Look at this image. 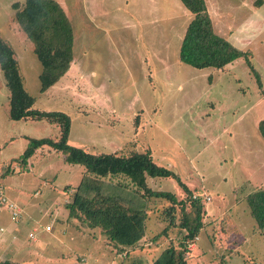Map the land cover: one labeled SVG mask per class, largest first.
Returning <instances> with one entry per match:
<instances>
[{"label": "rangeland", "instance_id": "obj_1", "mask_svg": "<svg viewBox=\"0 0 264 264\" xmlns=\"http://www.w3.org/2000/svg\"><path fill=\"white\" fill-rule=\"evenodd\" d=\"M23 1L0 0V37L15 53L33 108L66 114L68 145L88 154L149 153L201 201L203 227L186 246L187 264H264V229H257L246 200L264 189L258 131L264 118V0H204L213 32L246 52L251 63L249 68L238 59L222 70L178 60L191 19L180 0H56L72 27V63L44 93L33 44L11 8ZM8 96L0 71V172L22 154L27 137L59 138L56 125L10 120ZM14 170L0 179V225L13 226L10 241L0 238L3 259L13 255L1 252L12 241L11 249H22L12 258L20 264H151L169 243L179 242L176 230L158 237L166 227L161 203L148 212L145 238L117 254L101 231L69 218L64 189L78 185L82 166L65 163L45 146L26 169ZM179 182L147 179L151 190L186 200ZM3 199L20 210L18 224Z\"/></svg>", "mask_w": 264, "mask_h": 264}, {"label": "trees", "instance_id": "obj_2", "mask_svg": "<svg viewBox=\"0 0 264 264\" xmlns=\"http://www.w3.org/2000/svg\"><path fill=\"white\" fill-rule=\"evenodd\" d=\"M180 1L191 16L179 47L180 62L198 70H222L242 59L251 68L246 52L213 32L204 0ZM11 8L17 25L33 44V53L41 66L38 76L40 92L44 93L66 74L72 63L70 21L56 0H24L14 3ZM0 71L9 93V119L16 122L44 121L56 125L59 131L56 141L27 137L25 150L5 164L0 179L13 176L15 165L21 170L26 169L31 157L47 146L61 153L65 163L84 168L78 185L64 189L70 200L66 204L69 218L74 217L88 230L98 229L107 240L115 243L117 254H124L145 238L151 207L163 203L160 222L166 227L158 237L166 236L169 229L176 230L179 242L177 245L169 243L151 264H187L186 246L197 238L203 227L201 201L192 199L190 190L172 172L156 165L149 153L92 155L68 145L70 118L64 113L33 108L34 99L23 87L15 53L1 37ZM258 131L264 139V118L258 123ZM108 177H120L122 181H107ZM148 178L174 179L179 182L186 200L178 199L173 193L151 190L147 185ZM246 200L257 229L263 230L264 189L248 195ZM0 264L20 263L7 260L0 261Z\"/></svg>", "mask_w": 264, "mask_h": 264}, {"label": "crops", "instance_id": "obj_3", "mask_svg": "<svg viewBox=\"0 0 264 264\" xmlns=\"http://www.w3.org/2000/svg\"><path fill=\"white\" fill-rule=\"evenodd\" d=\"M8 216H9V213H8ZM10 218V217H9ZM15 225V224H14ZM0 226H3L4 228L3 229H5L4 230V233L2 234V235H0V238L1 237H4L7 241H10V236L12 235V225L10 224V222L8 223V224H6V225H0ZM28 227V226H27ZM11 230V233H8L9 231ZM14 230H15V228H14ZM6 231V232H5ZM38 233H40V235H42V230L41 229H38ZM11 240H12V238H11ZM36 242H37V240H36ZM9 243V242H8ZM11 243H12V241L9 243V245H4L3 247H2V249H1V252H6V251H11L12 252V254L13 255H11V257H10V255H9V257L7 258V259H3V255L0 253V261H7V260H13L12 258H13V256L15 255V252H19V250H22L21 248H19V247H15V248H12L13 250H15V251H12V249H11V247H10V245H11ZM30 252V251H29Z\"/></svg>", "mask_w": 264, "mask_h": 264}, {"label": "built area", "instance_id": "obj_4", "mask_svg": "<svg viewBox=\"0 0 264 264\" xmlns=\"http://www.w3.org/2000/svg\"><path fill=\"white\" fill-rule=\"evenodd\" d=\"M3 200L7 203V206L9 208V214H10L11 221H13L16 224H18L19 221H20V215H21L20 210L18 211L17 209H15L16 208V205H12L11 203L7 202L5 199H3ZM47 228L49 229V227H46V229ZM3 233H4V230L3 229H0V235H2ZM35 234H36L35 232L34 233H30L28 235V237L29 238H34V235Z\"/></svg>", "mask_w": 264, "mask_h": 264}]
</instances>
